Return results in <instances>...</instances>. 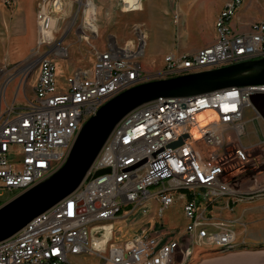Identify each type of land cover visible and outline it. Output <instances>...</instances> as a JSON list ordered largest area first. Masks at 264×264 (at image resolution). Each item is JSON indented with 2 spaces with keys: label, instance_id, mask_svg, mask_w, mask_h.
Instances as JSON below:
<instances>
[{
  "label": "built area",
  "instance_id": "obj_1",
  "mask_svg": "<svg viewBox=\"0 0 264 264\" xmlns=\"http://www.w3.org/2000/svg\"><path fill=\"white\" fill-rule=\"evenodd\" d=\"M242 2L230 0L218 13L212 45L192 55L165 56L158 78L264 58L263 22L242 33L231 27ZM45 4L36 12L38 50L47 52L35 53L32 61L38 73L34 99L0 112V197L4 191L19 195L49 178L87 119L116 95L149 81L141 66L145 36L136 33L124 44L108 39L102 51L95 50L91 69L74 71L59 86L50 54L64 56L53 38V15L63 2L51 0L48 10ZM139 4L123 10L138 11ZM82 6L78 37L96 42V12ZM252 97L264 111V85L158 99L134 109L113 129L73 193L0 242V264H72L71 258L84 254L98 256L100 264H187L199 248L228 253L236 246V222L223 213L264 199V138L250 147L243 142L245 112L253 109V119L262 118ZM205 113L215 120L201 126L198 117ZM12 146L20 150L15 162L8 158ZM177 200L186 223L170 231L156 213ZM115 221L131 222L135 233L115 243Z\"/></svg>",
  "mask_w": 264,
  "mask_h": 264
},
{
  "label": "rangeland",
  "instance_id": "obj_2",
  "mask_svg": "<svg viewBox=\"0 0 264 264\" xmlns=\"http://www.w3.org/2000/svg\"><path fill=\"white\" fill-rule=\"evenodd\" d=\"M86 1L89 0H71L69 1L70 6L64 9L58 17L56 16L58 21L54 24L53 29L54 43L56 46L64 48L65 51L63 52L64 56L60 58L53 53L50 54V57L54 60L56 66V79L59 86L64 85L66 77L70 76L76 68L91 69L95 59V50L102 51L103 44L108 39H115L119 44H124L129 40H134L136 33H142L145 36V52L141 59L142 69L149 80L159 79V75L164 70L163 59L165 56L192 55L214 43L216 40V17L222 6L230 0H142L144 8L141 9L142 4H139L137 8H140V10L134 12L123 10L133 3L122 4L120 0H92L96 6V20L94 23L98 31L96 42L91 39L86 42L78 37L79 28L83 21L82 4H85ZM222 1H224V4L219 8ZM258 22L264 23V0H243L238 12L232 19V23L236 24L237 27H233L232 23L231 27L235 31L245 32L249 31L252 25ZM40 52L46 53L47 49L41 48ZM32 60H34V57H31L27 63ZM35 73L36 65L32 64L24 71L29 80L25 90L21 87V92L16 100L17 104L23 106L27 104L28 100L33 99L32 81ZM3 86L4 84H0V90ZM7 87L3 88L2 96L5 92L7 97L10 96V92L14 88L13 84H9ZM253 114L252 111H249L245 115L246 119H250L246 123V129L247 131L255 129L259 132L261 121L254 120L252 118ZM8 158L10 162L17 161L20 158L19 148L12 146ZM13 197H15L14 194L4 191L1 194L0 201L5 203ZM180 205L177 200L168 209L158 210L156 213L158 214V220L163 222L170 231H178L184 228L185 219ZM258 224L264 225V216L259 220L256 219L253 226ZM114 228L116 233L113 241L115 243L123 242L135 233V227H132L131 222L115 221ZM234 228L236 234L242 229L239 223H235ZM103 235L102 233L96 234L97 237ZM94 242L96 244L100 243L96 239ZM183 247L185 248L186 244ZM244 248V246L240 247V239L237 236L235 248L228 253ZM201 251L203 249H196L193 251V256H199V259H201L208 255L204 253L206 251L202 253ZM216 255L221 254L216 253ZM80 259L81 264H100L102 262L96 255L84 254ZM191 259L192 256L188 259L187 264H191ZM71 261H73V258H71Z\"/></svg>",
  "mask_w": 264,
  "mask_h": 264
},
{
  "label": "water",
  "instance_id": "obj_3",
  "mask_svg": "<svg viewBox=\"0 0 264 264\" xmlns=\"http://www.w3.org/2000/svg\"><path fill=\"white\" fill-rule=\"evenodd\" d=\"M260 85H264V58L194 74L149 80L116 95L82 125L62 166L46 180L0 207V242L15 235L34 218L73 193L113 129L134 109L158 99L189 98L224 89ZM250 102L264 120V111L258 107L256 97H252ZM105 172L100 171L96 175Z\"/></svg>",
  "mask_w": 264,
  "mask_h": 264
},
{
  "label": "crops",
  "instance_id": "obj_4",
  "mask_svg": "<svg viewBox=\"0 0 264 264\" xmlns=\"http://www.w3.org/2000/svg\"><path fill=\"white\" fill-rule=\"evenodd\" d=\"M50 1L51 0H18L14 6L7 7L3 5V0H0V84H4L0 90V112L7 111L12 105L19 108L26 105L21 106V104L16 103V100L21 92V87L25 90V86L29 80V77L25 76L24 71L31 66L33 60L29 63L27 62L31 57L35 56V53L42 54V52L39 53L38 50L39 36L36 24V12L39 6L45 3V7L48 10V3ZM69 1L71 0H62V10L53 15L54 24L58 21L57 17L63 10L70 6ZM224 1L220 3L219 8L224 4ZM135 2L138 1H128V3ZM141 4V9H143L144 4L142 0ZM225 5L226 4H224V6ZM224 6H222V8ZM232 26L237 27L236 24L233 23ZM239 32L242 33L243 31L241 32V30H239ZM79 69L82 68H76L75 71ZM37 76L38 73L36 70L35 77H33L34 80L32 81L33 99L34 85ZM9 84H13L14 86L10 92V96L7 97L6 92L2 96L1 93L3 88L7 87ZM249 111L254 113L253 109H249L245 112V115ZM253 117L254 114L252 118ZM249 120L250 119H246L244 116L245 127ZM259 120L261 121L259 132L255 129L252 131H247L246 129V136L243 142L247 147L255 145L259 139L264 138V120L262 118ZM223 216L228 220L241 224L242 229L241 231L238 230L240 232L237 236L238 239H240V247L244 246L245 248L221 255H216L214 250L208 251L209 253L206 251L204 253L208 254L206 255L207 257L205 256L199 259V256H192L191 264H264V225L258 224L257 226H253L256 219L259 220L264 216V199L236 205L231 212H224ZM92 237L95 238L94 236ZM80 257L81 256L73 257V261H71L72 264H81Z\"/></svg>",
  "mask_w": 264,
  "mask_h": 264
},
{
  "label": "bare ground",
  "instance_id": "obj_5",
  "mask_svg": "<svg viewBox=\"0 0 264 264\" xmlns=\"http://www.w3.org/2000/svg\"><path fill=\"white\" fill-rule=\"evenodd\" d=\"M128 1H136V0H122V4H127L128 3ZM86 7H88V9L90 10V12L92 13H94V12H96V7H95V5L91 2V1H87L86 2ZM94 29H96L95 27H94ZM147 39V38H146ZM215 120V117L213 116V115H211L210 113H205V114H203V115H200L199 117H198V123H199V125H204V124H206V123H208V122H210V121H214ZM192 134L195 136V137H197L198 136V134L196 133V131H193L192 132ZM95 240V239H94ZM96 240H99L100 241V239H96Z\"/></svg>",
  "mask_w": 264,
  "mask_h": 264
}]
</instances>
